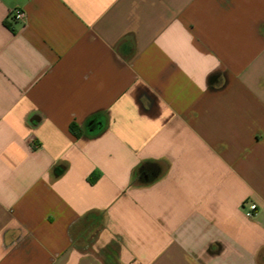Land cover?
<instances>
[{
	"label": "crops",
	"instance_id": "0c3cea01",
	"mask_svg": "<svg viewBox=\"0 0 264 264\" xmlns=\"http://www.w3.org/2000/svg\"><path fill=\"white\" fill-rule=\"evenodd\" d=\"M0 264H264V0H0Z\"/></svg>",
	"mask_w": 264,
	"mask_h": 264
},
{
	"label": "built area",
	"instance_id": "2783aa9c",
	"mask_svg": "<svg viewBox=\"0 0 264 264\" xmlns=\"http://www.w3.org/2000/svg\"><path fill=\"white\" fill-rule=\"evenodd\" d=\"M10 16L13 21H23L25 18V13L23 10L15 8L12 10ZM243 211L247 217H253L258 212V206L254 203H249L245 206L243 205Z\"/></svg>",
	"mask_w": 264,
	"mask_h": 264
},
{
	"label": "trees",
	"instance_id": "16d2710c",
	"mask_svg": "<svg viewBox=\"0 0 264 264\" xmlns=\"http://www.w3.org/2000/svg\"><path fill=\"white\" fill-rule=\"evenodd\" d=\"M71 130H73V125H71ZM73 132H74V130H73ZM88 216H90V214H87L84 218L86 219V218H88Z\"/></svg>",
	"mask_w": 264,
	"mask_h": 264
}]
</instances>
